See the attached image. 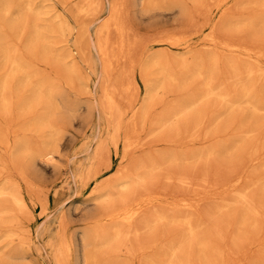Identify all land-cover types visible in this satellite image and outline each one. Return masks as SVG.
<instances>
[{
  "label": "bare ground",
  "instance_id": "1",
  "mask_svg": "<svg viewBox=\"0 0 264 264\" xmlns=\"http://www.w3.org/2000/svg\"><path fill=\"white\" fill-rule=\"evenodd\" d=\"M236 1L237 0H135L137 11L139 12V14L140 13L144 14V15L145 14H151L152 12L154 13L155 11H157L160 14L164 11H165V13L167 11L170 13L178 12V13H180L181 18H182L181 23L183 21H184V23L186 22L185 24L180 25V27L182 26L181 28L177 27L178 28L177 30L173 29V30L168 31V32L163 31L162 35L158 34L161 36L156 35L157 37L156 36L151 37V41L149 43L145 44L144 43L145 41H142L144 46H142L141 50L142 49H148V48L150 49L151 44H153L152 42L165 45V47H166L165 49H168V50H171L172 48H179V47L188 49L189 43L192 41V37L194 35H201L204 33L205 30H208L207 33H205L204 36H202L204 43L207 46H209L210 48L212 47L213 50H215V52L219 53L220 54L219 56H222L221 52L234 53L237 56V58H236L237 60H239L238 59V57H239L240 59H244V62L246 61L247 64L246 63H245L246 65L243 64L244 68H242L241 65H240V67H241L240 68L238 66L240 63L238 65L235 63L237 61L236 59H235V62L232 61L233 57H232V60H231V57L229 58L231 61H228V59H227L229 66H231V68L235 71V75H241L242 72H244V74H245L244 75L245 81L244 82L242 81L243 83L240 82L241 86H240V88L238 87L240 89L239 95H238L237 91H235L234 93H237V97H236L237 100L236 101H238V96H239V99H243L245 106L247 105L249 107V110L251 111L250 112L251 113L250 114L251 119H255L254 117L252 118V116H254L255 114H258V112L260 113L261 110H264V103L261 100L258 101L259 96H260L259 93H258L259 96L256 93L257 97L254 93L256 99H253L254 95L251 94L252 88H253V86H255V84L254 85L251 84L252 81L253 82L254 81L259 82V84L261 83L260 81H262L261 86L264 83V41H260V39L261 40L264 39V10L260 11L261 9H264V0H244L245 2L238 0L239 1V4L237 3L238 5H240L243 2L242 4L245 3V4L250 6V7H248L247 5H244V6H247L248 9L252 10L253 7H255V9L261 8L260 10H257L258 12L259 11L260 12L254 13V14L251 13L250 17L248 15V17H246V18H243L245 16H242V18H240L241 15H239V14H236V15H239V18L236 16L230 17L231 15L230 16L227 15V16H229L228 17L229 19H231V18L234 19V17H236L235 20H233V21H232V19H231V21L230 20L227 21L226 20L227 17H225L224 15L226 14L227 11H229V7L231 6L232 3L233 4L230 7L231 8L230 11L232 10L233 6L237 5V4L234 5V3ZM99 2H101V0L100 1L99 0H83L82 4L78 6L79 10L77 9L78 10L77 12H81V14H83L84 16L88 15V17H90L91 15L95 14L97 10H99V7H100L99 5L102 6V4H99ZM133 2H134V0H133ZM109 3H110V5H109L110 11L108 13V16L106 15L107 18L105 19V21L99 27V33H97V34H99L98 41L95 39L98 42L96 49H97L98 53L100 54V56H102V58L105 60V62L102 65H103V69L105 67V70L107 71L106 72L105 70H103V72L105 71L104 73H106V74L110 75V73H108V72H110V70L114 69L115 67L117 68L118 66L120 67L118 69L119 70L121 69V71H122V68H123V66H125V63L129 64V69L127 68V70H126V68H124L125 69L124 72H125L126 76L129 77V75H130V77L127 78L125 81L123 80V82L121 83V85H120V88H121L120 91L121 92L120 93L122 95L123 94L122 91H124V93L127 94V92H128L127 90L129 89L128 94H130L131 88L132 89L134 88V90L136 92L135 93L132 92V94H134V95L132 96V94H131L132 97L130 96V98H128V96H127L128 94H127L126 95V97L128 98V101H127V99H125L124 96H123L124 98L121 95H120L121 97L120 96L117 97L119 87H118V89L116 87L118 85L113 87L110 85L111 83L108 84V82H107L108 86H104L102 88L101 93H103V95L102 94L101 95L103 96L102 101H104L103 110H104V114L106 115V117H108L107 118L108 130L105 133H103L104 136H101L99 138V140L97 141V143L94 147V150L92 152L91 158L89 159V162L87 164H78L75 168L76 171L72 174L75 185L77 186L78 189H80L79 195L84 196V199L81 202L82 206L81 205H79L77 207L75 206L73 208L74 210L72 209L73 211H75V208H76V212H77V208H80V210L78 211L79 217H80L79 223L72 230V232H69V230H70L69 220L71 218L68 219V217L66 215H64L63 213H61L62 215L60 214V217L58 218L57 227H56V231H55V241L52 245V256H53L54 264H228V262H231L228 260L229 255H230L228 252L229 248L227 249V251H225L226 246L224 245L225 249H224V247L223 248L221 247L223 245V244L221 245V243H222L221 241L224 242V240H225L227 243V239H225L226 237L224 236L225 233H227V232H225V229H224V235H223V233H220V236H219V234L216 235L218 233L217 231H219L221 228L216 231L215 228H211V226H210V230L212 229L214 232L207 230L208 228L206 229V227H204V225L207 224L206 223L207 220H205L203 217L204 214L202 215V217H201V215H198L200 217L194 219L195 217H193L190 213H188L191 210L192 211L196 210L195 209V208H197L196 206H198V204L200 203V200L203 199L200 196V192H199V194L197 193L193 197H190V196L189 197H181L179 199H173L171 202L168 203V205L170 206L169 209H171V210L174 209V211L176 209H179L180 211L183 210L186 212V214L181 216V218H179L177 215L176 216L172 215L170 217H167V215L169 216V213H166V215H163L164 213L162 212L163 214H160L161 213L160 212V213H156L152 216H151V214H149V216H151V221L148 219L150 221V223H149L148 221H146L144 219L145 216H143V215L147 216V214H145V212L150 207L158 206L165 199L164 195L158 191L160 188L157 186L159 188V189H157L156 187L151 186V183L154 182L152 184V185H154L156 183V181L160 182V179L162 177L163 178L165 177L167 180H171V181L173 180L172 182L176 181V182L183 183L182 186H186L184 184H190L191 185L193 183L191 181V179L188 178L191 174L189 172L187 173V174H189V176L187 177L188 179L184 178L183 176L182 177L177 176L176 174L175 175L174 174H171V175L167 174V175L163 176L164 174H162V170H164L163 169L164 164H167V166H174V164H176V165H179V167H180V165H182V166L192 165V166H194V168H196L197 167L196 165H198V163L200 161L205 160L209 155L210 156L212 154L215 155V153H217V152L218 153L220 152V154L224 155V153H221L223 151H221V150L219 151L220 148H218V146H213L211 148H207V146H206V148H203L205 146V144L203 147H201L202 149H199V148L198 149H191V147L189 148V145L187 146V144H186L187 147H185L183 145L185 147V149L183 148V150L180 149L182 146L179 145L180 148H178V150L180 149L181 151L176 152V153L174 152V149H173L174 147H171L173 149V151H171V150L166 151V150L160 149L161 146L159 148L157 147L154 149L153 148L148 149V147H147L148 143H147V146H145L144 138L148 135L151 136L153 133H155L157 131H161V133H164V132L166 133V131H167L169 134V135L167 134V138H168V136H169V138L166 140V142L169 141V142L175 143V145L178 146V143H177V141H179L178 139L182 140V138H183V139H185L184 140L185 142L187 139L186 143H188V144L190 143V145H191V143L196 144V143L201 142L202 139H205L210 135H215L216 134L215 131H217V133L222 132L221 128L223 127L222 126L221 128H218L221 125L217 124L214 126V129H216V130L211 131L209 125H212V124L210 123V121L207 123V121H206L207 118H205V120L203 119L204 117L201 118L199 115L200 114L199 112L196 114H193L191 116H188V115L185 117L178 116V113L180 112L179 111L180 107H178L176 104V102H178V101L175 102V105L178 108L174 107V104H173V107L171 106L170 108H167L166 112H163L160 115L158 114L155 117H147L148 110L150 111L151 108H153V107H150V109H149V106H151L150 105L151 101L154 100V98H155V96H154L155 92L159 89H165V88H167V90H170V91H173L175 89H177L179 91L178 88L180 86H181V88H183L182 86H184V83H187L186 81L190 82L189 79H192L194 81L196 79H193V78H196V77L201 78V76L203 78L205 76V79H207V81L204 82V85L207 86V89H205V92L203 91V93L205 95L210 93L209 96H212L211 95L212 86H214V85L210 86L211 83H209V81H211V79L214 77H212V75H209V74H210V72L211 73L216 72V74H217L218 69L216 71H212L211 69H208L210 67H208V61L206 60V59H208L207 57H206V59L203 60V63L206 62L207 65H205L206 63L204 64L205 66L203 65V63L202 64L199 63L198 60H200L201 56L199 55L200 57L197 60L198 55L196 54V51L199 48L194 51L195 53H193L195 56L197 55L195 57L196 59L192 58L193 54H191L190 57L192 59L189 61L187 60V57L189 55L188 56L186 55L187 56L186 58L185 57L182 58L181 56H183V55L185 56V54L182 53L183 55L180 56L181 58H179V57L176 58L175 57L176 55L172 56L173 54L170 55V53H168V50L167 51L164 50L163 53H157V54L150 52V54L145 58V60H143V61L140 60V61L136 62L134 60L135 59L134 54H135V56L138 54V53H135V50H136V52L139 51V49H136V48L141 43V41H140L141 38L139 39L138 35H137L138 36V38H137L136 32H134L129 27L130 25H128V23H127L128 26L126 25V22H128L127 21L128 19L126 20V18L128 16L126 13L128 11H127V7L125 4V0H113L112 2H109ZM23 4H25V3H23ZM30 4L32 5V3H30ZM133 5H135V4H133ZM190 5H192V7ZM193 6L197 10L202 8L203 11H201V12H204L203 15H205V14L207 15V16L205 15L206 18L203 20L202 23L195 24V26H194V24H192V22L194 23V21H195L193 19V15H195V14H193V13L196 12V11H194L192 13V11L195 10V9H192ZM251 6H253V7H251ZM26 7H27V4H26L25 8ZM256 7H258V8H256ZM7 8H8V6H7ZM34 10L37 11V9H34ZM31 11H33V9ZM201 12H199V13H201ZM232 12L233 11H231L229 14H231ZM165 13H163V14L165 15ZM233 13L235 14V12H233ZM27 16H28V14H27ZM95 16L96 15H94V17ZM205 16H203V17H205ZM88 17H85V20H86V18L88 19ZM124 17H125V19H124ZM151 17H153V16L151 15ZM222 18H224V21ZM225 20H226V22H225ZM190 23H191V25H190ZM3 24L4 23H2V26L5 25V24L4 25ZM80 24H82V23H80ZM225 26L227 27L226 28L227 30L233 31V32L236 31V33L238 31L241 34H243L242 31L243 32L246 31V33L248 32L249 34L254 36V38L258 37V38H256L257 40L260 38L258 40V43L262 42V44L255 46V44L253 45V44H249V43H245V42L244 43H238L239 38H237V40L235 39V41H236L235 42L234 38H232L233 36L232 37L229 36L231 39H229L228 36L221 38V37H219L220 35L219 36L217 35V32H220V29H224ZM63 27L68 28L67 32H71L69 30V26H68V23L66 21L63 23ZM20 28H21V26L19 27V29ZM36 28H38V27H36ZM95 28H97V27H95ZM60 29H62V28H60ZM36 30H39V29H36ZM51 31H53V30H51ZM22 32L24 33L25 31H22ZM221 32H222V30H221ZM80 33H82V32H80ZM40 34H41V31H40ZM111 34L116 35V41L114 42V45L112 42V41H114V38H112L113 40L111 39ZM219 34H221V33H219ZM226 34H227V32H226ZM56 35H58V34H56ZM18 36H21V35H18ZM33 36H35V34H33ZM36 36H37V34H36ZM38 36L41 37L39 35V32H38ZM96 36H98V35H96ZM150 36H151V34H150ZM221 36H223V34ZM140 37H141V35H140ZM241 38H240V40H241ZM35 39H39V38H35ZM58 39H59V37H58ZM149 40H150V38L148 39V41ZM200 40L203 41L202 39H200ZM248 40H249V38H248ZM139 41H140V43L138 44ZM241 42H243V41H241ZM73 44L76 45L75 43H73ZM143 44H141V45H143ZM40 47H41V45H40ZM82 47H80L79 50H78L77 46L74 48H71L70 50L68 47L67 48H68V52L70 54L72 53V55H73V53L74 52L76 53L77 51L78 52L80 51V53H78V54H81V51L83 53L84 48H82ZM201 48L202 47H200L199 50H202ZM16 49H18V48H16ZM43 49H46V48H43ZM204 50H206V49H204ZM213 50H212V56H213V52H214ZM216 50H219V52ZM9 51L11 52V50H9ZM43 51H45V50H43ZM143 52H145V50ZM187 52L189 53L190 51L187 50ZM207 52H209V51H207ZM188 53H186V54H188ZM16 55L17 54H14L13 57L11 56L12 59L14 58V56L16 57ZM37 55H38V53H37ZM72 55H70V56H72ZM145 55H147V53ZM214 55L217 56V54H214ZM223 55H224V53H223ZM6 56H7V54H6ZM212 56H211V58H212ZM236 56H234V57H236ZM102 58H101V60H102ZM204 58H205V55H204ZM211 58L209 60H212ZM219 58H222V57H219ZM219 58L213 57V61H214L216 66L214 65V63L212 61H211V63L209 61L210 65L212 64L215 66L213 69L218 68L217 64L220 62V60H222V59L219 60ZM4 59L6 60V58H4ZM12 59H11V61L9 59H8L9 61L7 60L8 63L10 62L9 66L11 64H14V66H16L17 63H13ZM14 59H16V58H14ZM65 59H66V56H65ZM68 59L70 60V58H68ZM17 60H18V58H17ZM69 60H68V62H69ZM101 60H99V61H101ZM194 60L195 61L197 60L198 62H195ZM223 61H225V60H223ZM240 61H243V60H240ZM14 62H17V61H14ZM42 62H44V61L42 60ZM71 62H72V60H71ZM88 62H87V64H89ZM221 62H220V65H221L220 67H223L224 65H222ZM237 62H239V61H237ZM249 62H252V65L250 63V67H245V66H249L248 65ZM82 63H83V61H82ZM225 63H226V61H225ZM19 65L21 66V64H19ZM20 66L17 65L18 69H17V67L15 69H17V71H18ZM206 66H207V68H206ZM226 66L229 67L227 64H226ZM226 66L224 67V69L225 68L227 69ZM252 66H254V67L251 68ZM126 67H128V66H126ZM11 68H12V70H14L13 65L11 66ZM21 68H23V67H21ZM116 68L114 69L115 72L118 71V70L116 71ZM89 69H90V67H89ZM151 69L155 70V74H158V76H161V77H159L160 80L156 79V81H155V79L153 77H155L156 75L153 76L154 72H152ZM21 70H23V69H21ZM114 70H112V71L114 72ZM17 71H16V73H18ZM53 71H54V69H53ZM220 71H218V73H221V75L219 74V77L224 75V74H222L221 68H220ZM29 72H30V70L27 72L28 75L31 74ZM69 72H70V75H72V77L77 80V82L80 81L81 83H83L81 81V79L80 80L77 79L79 77V75H77V76L75 75L76 71L69 70ZM103 72H102V74H103ZM137 72L142 76L144 86H145V96L143 95L144 96V97L142 96L143 98H140L138 96V86H137V81H136V73ZM227 72H228V70H227ZM231 72L232 71L230 70V73ZM152 73H153V75H152L153 77L150 76ZM10 74H12V72ZM36 74H38V72ZM106 74H105L104 78H107V77L109 78V75H107V77H106ZM113 74L115 75V73H113ZM227 74L228 73L225 74L226 75L225 77L227 78L226 82L228 83L229 75H227ZM35 75L33 74V76H35ZM214 75H215V73H214ZM4 76H7V73H5ZM16 76H17V74H16ZM18 76H17V78H18ZM23 76L25 77L26 75H23ZM31 76H32V74H31ZM53 76L54 77L52 79L50 77L46 76V77L50 78L48 80L49 82H47V84L45 82H44L45 84L42 82H39L38 84H34V85L29 86L28 90L31 93L30 94L28 93L27 95L25 94V92H23L25 95L21 94L22 90H20L18 88L19 82H17L15 80V77L13 78L12 76H10V78H12V79H10V81L8 82L7 78L9 77V73H8V77H6L7 82H5L6 81V79H4L5 77L2 80H0V81H3L0 85V107H1V109H4V111H5V109L10 107L11 103H12V106H14L13 105V102H14L13 97L14 96L16 97V100L14 102V104H15L14 108L16 107L17 114L20 116V118L23 115L24 116L22 118H25V116H27V114H31V113L33 114V111H35L34 110L35 108H37V107L40 108V109H38V110H40L39 113L34 112V114H35L34 116H32V114H31V117H32L31 119L28 117L30 119V121L28 119H26V121H24L25 125L23 124V126L18 127L17 131L19 130V132L21 134H23V133L24 134L20 137H18V136L16 137L17 139L14 140V143L12 144V148H11V157L22 159L25 163L24 168L29 173L30 172L32 173L35 171L36 164L45 165V166L49 165V164L51 165L52 160L55 159V156L59 153L60 148L63 146V144L61 143V140H62V138H64V135L66 133L65 127H68L67 125H69V124H66L62 128L61 124L66 123L67 119H68V121L71 122L74 118H76V116L79 115L78 110L82 106L86 109L85 111H87V112H90L94 107V101L93 100L91 101L90 91H88L87 89H85L86 91H84V93L87 95L86 100L83 99L84 101H81V100H78L76 96H74V97H76V99H71V100L69 99V102H68V100L66 98L67 102L64 101V99H65V96L63 93L64 84L65 85L67 84L69 87H71L73 80L72 79L69 80L70 82L64 81L65 83H63L60 79V81L63 83V84H60V82L57 80L53 81L54 78L56 79V77H58V74L53 75ZM209 76H211L212 78L211 77L209 78ZM121 77H122V75H121ZM242 77L239 80H242ZM28 78L34 79V78H31L29 76V77H27V80L26 79L25 80L26 81L30 80ZM35 78H36V76H35ZM208 78L210 79L209 81H208ZM232 78H234V77H232ZM87 79H89V78L87 77ZM229 79H230V77H229ZM11 80H15L14 81V88H15V85L17 84L16 85L17 86L16 88H18L17 93H16V91H14V89L12 90L9 87L11 85V83L13 82ZM34 80L36 81L37 79H34ZM50 80H52V82ZM236 80L237 79H235V81ZM26 81H25V84L23 83L24 85H26ZM32 81L30 80L31 83H32ZM35 81H33V83ZM38 81H36V82H38ZM112 81H114V79H112ZM222 81H221V83H222ZM15 82H17V83H15ZM30 82H28V83H30ZM73 82H75V81H73ZM226 82L224 81V83L227 85ZM236 82H238V80ZM6 83L7 84L9 83V85H7ZM164 83L166 84V86L164 85ZM197 83H199V82H197ZM100 84H102V83H100ZM191 84H192V81H191ZM195 84L196 83L194 82L193 85L196 86L197 84L196 85ZM201 84H202V86H204L202 81H201L200 85ZM218 84H219V82H218ZM84 85H85L84 87H87L86 84H84ZM68 86L66 87L67 89H68ZM222 87H223V85H222ZM224 87H225V85H224ZM181 88H180V90H181ZM190 88H191V86H190ZM192 88L194 89V87H192ZM230 88H232V84H231ZM256 88H257V86H256ZM261 88L264 89L263 87H261ZM261 88L258 87L257 89H259V91H260ZM72 89H70V90H72ZM93 89H94V87H93ZM193 89H192V91H195ZM227 89H228V87H227ZM234 89H236V88H234ZM19 90H20V93H19ZM256 90L254 92H256ZM166 91H164V92H166ZM26 92H27V90H26ZM190 92H191V90L188 93L190 94ZM199 92H200V90H199ZM218 92H220V91H218ZM92 93H93V91H92ZM203 93L201 92L202 98L204 95ZM215 93H216V91H215ZM125 94H123V95H125ZM187 94H185L184 97H186ZM220 94L221 93H219L218 95L220 96V99H222V100H225L226 99L225 96L227 97V95H229V93L228 94L226 93L227 95L225 93H223L225 96L223 94H221V95ZM191 95L192 94L188 95L189 98L187 97L188 99L187 100L184 99L183 104H180V105H182L181 106L182 109L183 108L184 109H186V108L192 109L191 106L193 104L199 103V102H196V100H193L194 96L192 97ZM193 95H196V94H194V92H193ZM231 96L233 97V95L230 94L229 97H231ZM200 97H201V95H200ZM92 98H93V95H92ZM118 98H120V99L122 98L121 101L125 100L127 104L124 103V105H127V106H124L122 104L123 102L119 101ZM177 98H179V97H177ZM196 98H197V96H196ZM232 99H234V98H232ZM182 100H181V102H182ZM149 101H150V104H148ZM231 101H233V100H230V102ZM243 101L239 100V102H242V103H243ZM239 102H237V103H239ZM154 103H156V102H154ZM231 103H234V101ZM121 104H122V106H124V108L121 106ZM230 104H229V106H230ZM152 105H155V104H152ZM240 105H241V107H243L242 104H240ZM211 106H213V105H211ZM218 106H219V104H218ZM227 106H228V104H227ZM208 107H210V106L208 105ZM207 108H205V109H207ZM234 108H236V107H233V109ZM205 109H204V111H205ZM241 109H243V108H241ZM196 110H198V109H196ZM229 110L230 109L228 108V111ZM14 111H15V109H14ZM55 111L57 113L56 117H55V113H54ZM9 112L10 111H8V113ZM241 112H243V111H241ZM0 113H1V111H0ZM6 113H7V111H5L2 114V116H4V114L6 116ZM8 113H7V115L11 114V113L10 114H8ZM182 113H184V112H182ZM218 113L220 114V112H218ZM209 114L210 113H208L207 115H209ZM243 114H244V112H243ZM18 115H15V117ZM203 115H204V113H203ZM247 115L249 116V113ZM19 116L17 118H19ZM217 116H218V114H217ZM233 116H234V114H233ZM226 117H228V115H226ZM80 118H83V117H80ZM89 118L90 117L86 116L85 120L87 121V120H89ZM247 118H249V117H247ZM257 118H259V117L257 116ZM229 119L230 118H228V120ZM251 119L247 120V122L248 121L250 122ZM76 120H78V119L76 118ZM256 120H258V119H256ZM27 121H29V122L26 123ZM86 121H85V123H86ZM254 121H253V124H254ZM212 122L214 125L215 119ZM241 124H243V123L241 122ZM253 124L251 123L252 126H253ZM69 126L71 127V125H69ZM232 126H234V124ZM244 126H246V123H244V125L242 126L243 129H242L241 133L246 134V136L247 135L250 136L252 134L251 132L253 131V134H254L255 128H254V130H252L249 127L250 125H248V127L246 126V128L244 129ZM234 128H235V126H234ZM235 130H236V128H235ZM0 132H1V130H0ZM236 132L234 133V135L236 134ZM237 134H238V132H237ZM239 134H240V132H239ZM239 134L236 136L240 137ZM67 135H69V134H67ZM231 135H233V134H231ZM228 136H230V135H228ZM233 137L235 139L231 140V141L232 142L234 141V143L235 142L237 143V141H235V140L237 138L239 139V137H237V138L235 136H233ZM71 138H73V137H71ZM157 138L159 139V137H157ZM244 139H245V136H244L243 140ZM94 140H95V138H94ZM155 140H157V139H155ZM155 140L153 139V141H155ZM243 140H242V142H243ZM0 142H4V141L0 140ZM92 142H94V141H92ZM148 142H150V140ZM232 142L230 143V145L232 144ZM4 143L7 144V141H5ZM256 143H258V142H256ZM150 144H153V146H154V143H150ZM157 144L158 143H156V145ZM180 144H181V141H180ZM182 144H184V143H182ZM219 145L222 148L223 143H222V145L221 144H219ZM235 145L237 146V144H235ZM256 145L257 144H255L254 146H256ZM153 146H150V147H153ZM232 146H234V145H232ZM227 147H229V146H227ZM161 148H163V147H161ZM186 148H189V149H186ZM192 148H194V147L192 146ZM223 148H224L223 150L225 152V146H223ZM230 148H229V150H231V152H232V147H230ZM234 148H235V146L233 147V149ZM238 148H239V146H238ZM248 149L250 150L251 147L250 148L248 147ZM229 150H228V148H226V152H228ZM252 150H254V148ZM252 150H251V152H252ZM246 151H248V150H246ZM259 151H257V152H259ZM251 152H249L251 157L248 156L249 153L247 155V152H246V155H247V157H250V159L248 158V160L251 163H253V162L255 163V160H257L256 149L254 152H252L253 154ZM260 153H262V152H259V154ZM235 154H237V153L235 152L234 155H232V157L235 156ZM227 155H225V156H227ZM118 156H119V161L120 160H126L125 163H128V164L125 165L123 163V164L117 166L113 170L114 167L109 163V161L110 160L113 161V158L118 157ZM260 156L261 155H259V157H258L259 161L261 158ZM6 159H8V158H6ZM1 160H0L1 161L0 162V172L1 171L8 172L6 160L4 161L3 157L1 158ZM261 164H262L261 166L264 165L263 162H261ZM129 165H131V166H129ZM167 166H166V168H167ZM220 168H221V166H219V169ZM185 169L188 170V168H185ZM240 170L242 171L241 167H240ZM108 172H112L111 176L104 178V175L107 174ZM167 172H168V170H167ZM230 172H231V170H230ZM187 174H185V175H187ZM178 175H179V173H178ZM246 175H248V174H246ZM247 178H250V176L249 177L247 176ZM247 178H245V175H243V173L235 175V177L233 179H231L229 182H227L226 184H224V182H223L224 185H222V186L226 187V188H224V191L226 192V190L229 189V190L233 191V193L237 192L236 189H238V188H236V186L239 185L241 182L243 183V179L246 180ZM250 179H249V181L251 182V180H253V179H251V180ZM167 180H165V181H167ZM5 181L6 180L3 181L4 185L0 187V196H2V198L4 197L6 200V201L3 200L4 205L5 204H7L9 206L11 205V206H13V210L16 209V211L21 210L22 207H24L23 206L22 192L19 190L18 186H16L14 183L5 182ZM222 186H221V188H222ZM161 188L163 189V187H161ZM250 188H252V187H250ZM163 190H165V189H163ZM247 190H248V188H247ZM216 191H218V190L215 188V193H216ZM222 191H220V192H222ZM224 191L222 192V195H225ZM220 192H218V194H216V195H219ZM239 192H241V191H239ZM212 193H214V192H212ZM230 194H232V193H230ZM230 194H229V196H230ZM237 194H238V192H237ZM166 196L167 195H165V197ZM232 196L236 197L234 194H232ZM238 196H239L240 200H243V201L246 200V199H244L245 197L242 194H238ZM173 197H176V195H174ZM263 198H260V199H263ZM220 199L222 200V196ZM3 201H1V202H3ZM227 201H228V199H227ZM5 202H7V203H5ZM224 202L225 201H223V203ZM247 203L245 202L246 205H247ZM253 203H255V202H253ZM228 204H230V203H228ZM2 205L0 203V206H2ZM4 205L2 207H0V229H3L5 231V232L2 231L1 234L4 232L3 234H4L5 238L9 239V237H10V242H12V244H13V241L16 240L15 241L16 243L14 245H12L11 248H9V249L6 246L4 247V244H3L2 249H3V247L7 248L6 249L7 251L3 253V251H5V249L2 250L1 251L3 253L2 255L0 252V256H1L0 257V264H32L29 260H27L28 253L23 248L22 240H20L19 237L17 239L16 238L13 239V236L16 234L14 232L9 231L11 228L12 229L14 228V230H15L17 225H18V219L16 218L17 214L15 212L11 211L9 206H7V205L4 206ZM39 205H40L42 211H46L48 206L45 205L44 202L39 201ZM215 205H216V203H215ZM251 205L253 206V204H249L250 207L246 206V208H244V212L239 216V221H240L239 224L243 227V229H241V228L237 229V231L239 233H246V234H244V239H243V237H242V239L244 240V242H247L248 245H249V243H250V245H251V243L254 245L255 243H253V242L258 240V237H256L257 239L255 237H252L253 241H251V239L249 237L251 234L255 235L253 229H255L256 226H259V225H257V220L259 219V217H256L257 218L256 219L254 217V215H252L253 217L251 216V214L253 212L250 215L248 213L250 210L251 211L254 210L253 207L251 208ZM14 207H16V208H14ZM227 207H229V206H227ZM261 207H257V205H256V214H257V211L260 212L257 208H260L262 211H264V208H261ZM158 208H160V207L156 208L157 212H158ZM161 208H162V205H161ZM24 210H26V208ZM149 210H151V209H149ZM162 210H164V208ZM162 210H160V211H162ZM26 211H25L26 214L29 213V211L28 212H26ZM199 211H198V213H199ZM262 211H261V213L263 214L264 212H262ZM169 212H171V211H169ZM218 212H220V211H218ZM194 213H195V211H194ZM201 213H203V212H201ZM261 213H258V214H261ZM254 214H255V210H254ZM256 214H255V216H256ZM258 214H257V216H259ZM27 215H29V214H27ZM39 215H42V213ZM224 215H225V213H224ZM227 215H230V214H227ZM161 219H164V220L166 219L168 222L180 220L182 222L180 225H182V226L184 225L186 227V231H184V233H182L180 236H178V238H176V236H175V237H171L165 241H162V239H160L162 236L159 237V234H158L159 232H158V230H156L157 227L154 225L156 228H154L151 232L153 235V239H152L153 241L150 240L151 242H146V241H142V239L137 238V236H139V234H140L139 232L142 231V229H144V228L151 229L152 228L151 223L155 224L157 222L159 223V221L161 223ZM217 219H219V217ZM224 220H225V216H224ZM227 220H229V219H227ZM262 220L264 221L263 218H262ZM180 221H178V222L180 223ZM258 221H259L258 223L261 224L260 223L261 220H258ZM216 223H220V222H216ZM160 225H164V224H160ZM229 226H230V224H229ZM231 226L233 227V225H231ZM224 227H225V225L223 226V228ZM249 227L252 230L249 229ZM201 228L204 230H202ZM218 228L219 227H217V229ZM198 229H201V231L200 230L198 231ZM161 231L162 230H160V232ZM166 231H168V230H166ZM142 232H144V231H142ZM219 232H221V231H219ZM222 232H223V230H222ZM172 233H174V232H172ZM214 233H216V234H214ZM239 233L237 234V236L238 235L240 236ZM1 234H0V236H1ZM166 234H167V232H166ZM169 234L167 236H169ZM143 235H141V237ZM245 236H246V238H245ZM16 237H17V235H16ZM149 238H151V237H149ZM248 238H249V241H247ZM254 239H256V240L254 241ZM24 242H26V239ZM257 242L260 243V241H257ZM2 243H5V242H3V240L1 239V244ZM7 244H8V242H7ZM46 245H48V244H46ZM253 245H252V247H253ZM237 246H238V244H237ZM237 250H239V249H237ZM262 250L263 249H261V251ZM247 255H248V253H247ZM261 255H263V254H261ZM245 256H246V254H245ZM238 261H236V262L234 261L235 264L236 263L237 264H243V263H238ZM242 261L240 259L239 262H242Z\"/></svg>",
  "mask_w": 264,
  "mask_h": 264
},
{
  "label": "rangeland",
  "instance_id": "2",
  "mask_svg": "<svg viewBox=\"0 0 264 264\" xmlns=\"http://www.w3.org/2000/svg\"><path fill=\"white\" fill-rule=\"evenodd\" d=\"M112 1L113 0H110V1L109 0H101L102 3L99 2V4H102V6L99 5L100 7H99V10H97L98 12L96 11L95 14H93L91 16L89 15L90 17H88V15L84 16L83 14H81V12H77L79 10L78 6L82 4L83 0L82 1L81 0H30V1L29 0H0V26H1L0 27V66H1L0 67V80H2L4 77H5L4 79H6V77H8V73H9V77L7 78L8 82L10 81V79H12V78H10V76H12L14 78L16 76V74H17V76L19 75L18 78H17V76L15 77V80L17 82H19L18 83V88L20 90H22L21 94H23V95L26 94L27 95L28 93L29 94L31 93L28 90L29 86L34 85V84H38L39 82H42V83L45 82L47 84V82H49L48 80L50 78L52 79L54 77L53 75L58 74V77L55 76L56 79L54 78L53 81L57 80V81L60 82V84H63L65 82H70L69 80H71V79L73 81H75V82L72 81V85L73 86L71 85V87H69L66 84L68 86V89L66 88L67 86L64 84V87H63V89L65 90V91L63 90L64 96H65L64 101H66V98H67V100L69 102V99L70 100L71 99H76V97H77L78 100H81V101H84L83 99L86 100V98H87L86 96L87 95L84 93V91H86L85 89L90 91L91 101L92 100L94 101V107H93V109L90 112L85 111L86 109L82 106L78 110V114L79 115L81 114L82 116L81 115L80 116L79 115L76 116V118L78 120H76V118H74L70 122L67 119L66 123H62L61 124L62 128L66 124L71 125V127L69 125H67L68 127H65V132L67 134H69V135H67L65 133L64 138H62L61 143L63 144V146L60 148L59 153L55 156V159L52 160L51 165L49 164V165L45 166V165L36 164L35 171L32 172V173L31 172L29 173V172H27L25 170V168H24L25 167V163H24V161L22 159L12 158L11 157V148H12V144L14 143V140L17 139L16 138L17 136L20 137V136H22L24 134V133L21 134L19 132V130L17 131V129H18L19 126H23V124L25 125L24 121H26V119H28L30 121V119L32 118L31 117L32 113L31 114H27V116H25V118H22L24 115L20 118V116L17 114L16 107L14 108V106H15L14 102L16 100L15 96L13 97L14 98V100H13L14 101L13 102L14 106H12V103H11L10 107L11 106L12 107L11 108L9 107V108L5 109V111H7V113H8V111H10L8 113V114L11 113L10 115H7V113H6V116L4 114L5 117L2 116V114L5 111H4V109H1V107H0V109H1L0 110L1 111V113H0V130H1V132H0V136H1L0 140L4 141V142L7 141V144L4 143V142H0V160L3 157L4 161L6 160V164H7V167H8V172H4V171L0 172V187L4 185L3 181L6 180L5 182L14 183L16 186H18L19 190L22 192L23 206L26 208L27 211L24 210L25 209L24 207H22L21 210L16 211V209L13 210V206H11V205L9 206L7 204H5V205L9 206L10 210L17 214L16 218L18 219V225H17L16 229L14 230V228L13 229L11 228L9 231L14 232L17 235V237H16V235H14L13 239H15V238L17 239L19 237V239L22 240L23 248L28 253L27 260H29L32 264H54V260H53V256H52V245H53V243L55 241V231H56V227H57V221H58V218L60 217L61 213L66 215L68 217V219L71 218L69 220V222H70L69 223L70 224L69 232H72V230L79 223V218L80 217H79V212L78 211L80 210V208H77V212H76V208H75V211H73L74 210L73 208L75 206L77 207V206L82 204L81 202L84 199V196L79 195L80 189H78L77 186L75 185V182H74L72 174L76 171L75 168H76V166L78 164H87L89 162V159L91 158L92 152L94 150V147H95L97 141L99 140V138L101 136H104L103 133H105L108 130V122H107V118L108 117H106V115L104 114V110H103L104 101H102V99H103V96H102L103 93H101L102 92V88L104 86H108L109 83H111L110 85L113 86V87L118 85L116 88L118 89V87H119V91L117 90L118 91V96L117 97H119L121 95V93H120L121 92L120 91L121 90V88H120L121 83L123 82V80L125 81L127 78L130 77V75H129V77L126 76L125 72H124L125 71L124 68H126V70H127V68L129 69V64H127V63H125V66H123L122 71H121V69L120 70L118 69V68H120L119 66L117 68L115 67L116 71L118 70L117 71L118 73L115 72V70H114L115 68L112 69V70H114V72L112 70H110V72H108V73H110V75L104 73L106 70H105V67L103 69V65L102 64L105 62V60L102 58V56H100V54L98 53V51L96 49L97 48V43H98L97 41H98V38H99V34H97V33H99V27L101 26V24L105 21V19L108 16V13L110 11V6H109L110 3L109 2H112ZM239 1L237 0L234 3V5H236L237 3L239 4ZM241 1H244V0H241ZM23 3H25V4H23ZM30 3H32V5ZM242 3L240 5L237 4L236 6L232 7L231 11L235 12V14L233 12L231 14H229L231 12L230 11V9H231L230 7L233 4L232 3L231 6L229 7V11L230 12L227 11L224 16L228 18L231 15L230 17L236 16V17L239 18V15H241L240 18H242V16H245L243 18H246V17H248V15L250 17L251 13L252 14L259 13L260 11L264 10V9H261L260 7L259 8L261 10L260 9H255V7H253V6H251V7H253L252 10H251V9L247 8V6L250 7L249 5H247L245 3L242 4ZM26 4H27V7H26L27 9L25 8ZM125 4H126V7H127V11H128L126 13L128 15V16L126 15L127 16L126 20L128 19L127 20L128 22H126V25L128 23V25H130L129 27L134 32H136V36L138 35L139 39L141 38L140 39L141 43L139 41L138 44L139 43L140 44L136 48V49H139V51L136 52V50H135V53H138L136 55L137 57L134 54V57H135L134 60L136 62L140 61V60H142V61L145 60V58L150 54V52H153V53L157 54V53H163L164 50H166V51L168 50V49H165L166 48L165 45L157 44L155 42H152L153 44L150 43L151 44V48L150 49L149 48L148 49H142L143 51L145 50V52H143L141 50L142 46H144L142 41H145L144 42L145 44L149 43L151 41V37L156 36V35L157 36H161L163 31L164 32H168V31H171L173 29L177 30L178 28L182 27V26L180 27V25L186 23V22L184 23V21L181 23L182 18H181L180 13H178V12L170 13V12L167 11L166 12L167 14H166L165 11H164V12H162L160 14L157 11H155L154 13L152 12L153 14L152 13L151 14H145L146 15L145 16L144 14H141V13L139 14V12L137 11L135 0H134V2H133V0H125ZM133 4H135V5H133ZM244 5H247V6H244ZM7 6H8V8H7ZM190 6L192 7V5H190ZM256 8H258V7H256ZM32 9H33V11H31ZM34 9H37V11L34 10ZM192 9H195L193 11L191 10L192 13L194 11H196V12L193 13V14H195V15H193V19L195 21L193 20L194 23L192 22V24H194V26H195V24L202 23L207 15L206 14H205L206 16L203 15L204 12H201V11H203L202 8L197 10L193 6ZM257 10H260V11L258 12ZM199 12H201V13H199ZM26 13L28 14V16H27ZM163 13H165V15ZM236 14H239V15H236ZM94 15H96V16L94 17ZM151 15L153 17H151ZM227 15H229V16H227ZM203 16H205V17H203ZM85 17H88V19L86 18V20H85ZM125 17H124V19H125ZM236 17H234V19L231 18L232 21L235 20ZM227 18H226L227 21L228 20L231 21V19H229V18L227 19ZM222 19L224 21V18H222ZM226 20H225V22H226ZM65 21L68 23L69 30L71 32H67L68 28L63 27V23ZM2 23H4L5 25L3 24L4 26H2ZM80 23H82V24H80ZM190 25H191V23H190ZM20 26H21V28L19 29ZM36 27H38V28H36ZM95 27H97V28H95ZM60 28H62V29H60ZM226 28L227 27L225 26L224 29H220V32H217V35L218 36L220 35L219 37H221V38L222 37H227V36L228 37L229 36L230 37L233 36L232 38H234V41H235V39L237 40V38H239L238 39L239 42L237 41L238 43H244L245 42V43H249V44H253V45L255 44V46H257L259 44H262V42L258 43V40L260 38L257 40L256 38H258V37L254 38V36H252L248 32L246 33V31H244V32L242 31L243 34L245 33L243 35V34H241L238 31L236 33V31L235 32L229 31ZM36 29H39V30H36ZM51 30H53V31H51ZM221 30H222V32H221ZM22 31H25V32L23 33ZM40 31H41V34H40ZM207 31L208 30H205L204 33L201 34V35H194L192 37V41L189 43L188 49L180 48V47L179 48H172L171 50H168V53H170V55L173 54L172 56L176 55L175 56L176 58H178V57L179 58H181V57L182 58L183 57L186 58L189 55L188 56L189 58L187 57L188 61L191 60L192 58H195L197 55H198V57H197V60H198V58L201 56L200 60H198L200 64H202L203 60L206 59V57H207L208 59H206V60L208 61V67H210L208 69H211L212 71H216L218 69L217 70V74H216V72H213V73L210 72L209 75H212V77H214V78H212L211 76H209V78L210 77L212 78L211 81H209L210 79L208 78L209 83H211L210 86L214 85V86H212V92H213V93L211 92L212 96H209L210 93L207 94V95H205L203 93V91L205 92V89H207V86L204 85V82L207 81V79H205V76L203 77L204 79L202 78V76H201V78L200 77L193 78V79H196L194 81L192 79H189L190 82L186 81L187 83H184V86H182L183 88H181V86L178 88L179 91L177 89H175L173 91H170V90H167V88L157 90L156 91L157 93L155 92V95H154L155 96L154 100L151 101V104H150V101L148 103V104L151 105V106H149V109H150V107H153L154 109L151 108L150 111L148 110L147 117H155L158 114L160 115L161 113L166 112L167 108H170L171 106L173 107V104H174V107H177V106L180 107L179 108L180 112L178 113V116H181V117H185L187 115L191 116V115L196 114V113L199 112L200 113L199 115H200L201 118L204 117L203 118L204 120H205V118H207L206 119L207 123L210 121V123L212 124V125H209L211 131H215L216 129H214V126L219 124L221 126H219L218 128H221L223 126L221 128L222 132L217 133V131H215V133H216V134L214 133L215 135H210L207 138L202 139L201 142L196 143V144L195 143L194 144L191 143V145H190V143L189 144L186 143L187 139H186V142H185L184 141L185 139L182 138V140H181V139L177 138L179 140V141H177V143H178V146H177V145H175V143H172V142H169V141L166 142V140L169 138V136L167 138V134H168L167 131H166V133L165 132L161 133V131H157V132L153 133L151 136L150 135L146 136L144 138V144H145V146H147V143H148V146H147L148 149L149 148H153L154 149V148H157V147L159 148L161 146L163 148L160 147V149H163V150H166V151H169V150L173 151V149H174L175 153L176 152H180L181 150H183V148L185 149V147H187L188 145H189V148L191 147V149H198V148L202 149L201 147H203L204 144H205V146L203 148H206V146H207V148H211L213 146H218V148H220L219 151L220 150L223 151L221 153H224V155L220 154V152L219 153L218 152L215 153V155H213V154L211 156L209 155L205 160L200 161L198 163V165H196L197 166L196 168H194V166H192V165H189V166L180 165V167H179V165H176V164H174V166H167V164H164L163 165V169L164 170H162V174H164L163 176H165L167 174H169V175H171V174L175 175L176 174L177 176H181V177L183 176L184 178H187L189 176V174H187V173L189 172L191 174H190V176L188 178L191 179V181L193 183L191 185L190 184H184L186 186H182L183 183L176 182V181H174L175 182L174 183V182H172L173 180L172 181L171 180H167L165 177L164 178L162 177L160 179V182L156 181V183L154 185H152L154 182L151 183V186H154L157 189L160 188L158 191L161 194L164 195L165 199L162 201V203L159 204L160 206L158 205L156 207H150L149 209H151V210L148 209L145 212V214H147V216L146 215H143V216H145L144 219L146 221H148L149 223L151 221V216L156 214V213H160V212H161L160 214L164 213L163 215H166V213H169V216L167 215V217H170L172 215H174V216L177 215L179 218H181V216L185 215L186 212L183 211V210L180 211L179 209H176L175 211H174V209L171 210V209H169L170 206L168 205V203L171 202L173 199H179L181 197H189V196L193 197L194 195H196L197 193L199 194V192H200V196L203 199L200 200V203L198 202L199 204H198V206H196L197 208H195L197 211L194 210L195 211V213H194V211L191 210L192 212L190 211L188 213H190L193 217H195L194 219L200 217L198 215H201V217H202V215L204 214L203 217H204L205 220H207V222H206L207 224L204 225V227H206V229L208 228L207 230H210V226H211V228H215L216 231L221 228L219 230L221 232L217 231L218 232L217 234L214 233L216 235L219 234V236H220V233H223V235H224V229H225V232H227V233H225L224 236L226 237L225 239H227V243H226L225 240H224V242L221 241L222 242L221 245L223 244L221 247L222 248L224 247V249H225V246H226L225 251H227V249L229 248L228 252H229L230 255L232 254L231 256L229 255L228 260L231 261V262H228V264H233V263L235 264V262L238 261V260L240 261V259H241V261L242 260L243 261L242 262L238 261V263H243V264H246V263L247 264H264V248H263L264 247V235H263L264 234V229H263L264 228V221L262 220V218L264 219V216H263L264 213L262 214L261 213L262 210L260 208H257L260 211V212L257 211V214L258 213H261V214H258L259 216H257V214H256V205H257V207H261L262 205L264 206V198H263L264 197V165L261 166L262 165L261 162L264 163V110H261L260 113L258 112V114H255L254 116H252V118L254 117L255 119H251V117H250L251 116L250 115L251 111L249 110V107L247 105L245 106L243 99H239V96H238V101H236L237 100V98H236L237 97V93H238V95L240 93L239 92L240 91L239 88L241 86L240 82H242V81L244 82L245 81V76H244L245 74H244V72H242L241 75H235V71L231 68V66H229V63L227 62V59H228V61H231L232 57H233L232 61L235 62V59L237 58V56L234 53L221 52L222 56H219L220 55L219 53L215 52V50H213L212 47L210 48L209 46H207L204 43V40H203L202 36H204V34L207 33ZM38 32H39V35L41 37L38 36ZM80 32H82V33H80ZM226 32H227V34H226ZM219 33H221V34H219ZM33 34H35V36H33ZM36 34H37V36H36ZM56 34H58V35H56ZM95 34L98 35V36H96ZM150 34H151V36H150ZM158 34H161V35H158ZM222 34H223V36H221ZM18 35H21V36H18ZM140 35H141V37H140ZM138 36H137V38H138ZM58 37H59V39H58ZM148 37L150 38L149 41H148V39H149ZM230 37H229V39H231ZM35 38H39V39H35ZM112 38H114V41H112L113 45H114V42L116 41V35L111 34V39ZM240 38H241V40H240ZM248 38H249V40H248ZM200 39H202L203 41H201ZM22 41L23 42L25 41V42L23 43ZM241 41H243V42H241ZM260 41H264V39H262V40L260 39ZM73 43H75L76 45H74ZM77 44L80 47L83 46L82 48H84L83 49V51H84L83 53L84 54L82 53V51H81V54H78V53H80V51L79 52L77 51L76 53L74 52L73 55H72V53L70 54L68 52V48H69V50L71 48L76 47V46L78 48L79 46ZM141 44H143V45H141ZM40 45H41V47H40ZM200 47H202L201 48L202 50H199ZM16 48H18V49H16ZM43 48H46V49H43ZM79 48H78V50H79ZM204 49H206V50H204ZM9 50H11V52ZM43 50H45L46 52L43 51ZM187 50L190 51V52L188 53ZM195 50L198 51V52L196 51V54H197L196 56L193 54V53H195L194 52ZM212 50L215 52V53L213 52V56H212ZM207 51H209V52H207ZM216 51L219 52V50H216ZM37 53H38V55H37ZM146 53H147V55H145ZM182 53L185 54V56ZM186 53H188V54H186ZM223 53H224V55H223ZM6 54H7L8 57L6 56ZM12 54L13 55L17 54L16 57L14 56V58H16V59H14V58H13L14 60L12 59V57H13ZM191 54H193L192 58L190 57ZM214 54H217V56L214 55ZM70 55H72V56H70ZM181 55H183V56H181ZM204 55H205V58H204ZM65 56H66V59H65ZM211 56H212V58H211ZM234 56H236V57H234ZM209 57L212 60H209L210 59ZM213 57H217V58L222 57V58H219V60L222 59V60H220V62L222 61L221 64L224 65V66L220 67L221 65H220V62L218 61L219 62V63L217 62L218 63L217 64L218 68L213 69L216 66L214 61H213ZM230 57H231V60L229 59ZM4 58H6V60ZM17 58H18V60H17ZM68 58H70V60ZM101 58H102V60H101ZM8 59L10 61L12 59L13 63H17L18 66H20L19 64H21V66L19 67L18 71H17L18 67H17L16 64H15L16 66H14V64H11L9 66L10 62L8 63V61H9ZM238 59L239 60H237V59L236 60L239 61V62L236 61L235 63L237 65L240 63L238 66L240 67V65H241L242 68H244L243 64H245L246 61L244 62V59H240L239 57H238ZM42 60L44 62H42ZM68 60H69V62H68ZM71 60H72V62H71ZM99 60H101V61H99ZM197 60L196 61L194 60V61L198 62ZM223 60H225L226 63ZM240 60H243V61H240ZM14 61H17V62H14ZM82 61H83V63H82ZM209 61H210V63L212 61L215 66L212 65V64L210 65ZM87 62L89 64H87ZM205 63L206 62H204L203 65ZM250 63L252 65V62H249L248 63L249 66H245V67H250ZM226 64L229 67H227ZM12 65L14 67L13 68L14 70H12V68H11ZM205 65H207V63ZM126 66H128V67H126ZM225 66L227 67V69L226 68L224 69ZM16 67H17V69H15ZM21 67H23V68H21ZM89 67H90V69H89ZM253 67L254 66H252L251 68H253ZM206 68H207V66H206ZM220 68L222 69V74H224V75L219 77V74L221 75V73H218V71H220ZM21 69H23V70H21ZM53 69H54V71H53ZM15 70L18 73H16ZM29 70H30L29 73H31L32 76H31V74L30 75L27 74V72ZM69 70L76 71L75 75L76 76L79 75V77L77 79L78 80L81 79V81L83 83H81L80 81L77 82V80L74 79L72 77V75H70ZM103 70H105V71L103 72ZM227 70H228V72H227ZM230 70L232 71L231 73H230ZM101 71L103 72V74H102ZM151 71L154 72V75H153V73L150 75L151 77L156 75L155 77H153L155 79V81H156V79H159V77H161V76H158V74H155V70L154 69L153 70L151 69ZM11 72H12V74H10ZM37 72H38V74H36ZM5 73H7V76H4ZM113 73H115V75ZM214 73H215V75H214ZM226 73H228L227 75H229V77H230V79L228 77V80H229L228 83L230 82L229 84L226 82V80H227V78L225 77ZM33 74L34 75L36 74L35 75L36 78H35V76H33ZM105 74H106V77H107V75H109L110 79L107 77L109 80L107 78H104ZM23 75H26V76L24 77ZM121 75H122V77H121ZM29 76L31 78L37 79L36 81H38V80L39 81L36 82L34 79H30V78H28V79H30L31 81L33 80L35 82L33 83V81H32V83H31L30 80L26 81L27 77H29ZM46 76H48L50 78H48ZM86 76L89 79H87ZM232 77H234V78H232ZM241 77H242V80H239V79H241ZM7 79H6L5 82H7ZM60 79H61V81L63 83L60 81ZM112 79H114V81H112ZM235 79H237L240 84L238 82H236L237 80L235 81ZM15 80H11L13 82L11 83V85L9 87L12 90L14 89V91H16V93H17V91H18L17 90L18 88H16L17 84L15 85V88H14V81ZM25 81H26V85L27 86L24 85ZM50 81L52 82V80H50ZM136 81H137V86H138V96L140 98H143L145 96V86H144L143 78L138 72L136 73ZM191 81H192V84H191ZM201 81H202L204 86H202V84L200 85ZM221 81H222L223 84L221 83ZM224 81L227 83V85L224 83ZM2 82L3 81H0V85H1ZM17 82H15V83H17ZM28 82H30L31 84L28 83ZM107 82H108V84H107ZM194 82L197 84V85L195 84L196 86L193 85ZM197 82H199V83H197ZM218 82H219V84H218ZM254 82L253 81L251 82L252 85L255 84V86H253V88H252V93L251 94L254 95V93H255V95H256V93H257V95H258V93H259L260 96L258 95L259 96L258 101L261 100L264 103V101H263L264 100V97H263L264 96L263 95L264 94V91H263L264 89L261 88V87L264 88V83L261 86L262 81H260L261 82L260 84H259V82H256V81H254ZM100 83H102V84H100ZM84 84H86L87 87H84L85 86ZM231 84H232V88H230ZM7 85H9V83ZM164 85L166 86L165 83H164ZM222 85H223V87L225 85L226 88L225 87L223 88ZM190 86H191V88H190ZM256 86H257V88L258 87L261 88L260 91H259V89L256 88ZM93 87H94V89H93ZM192 87H194V89ZM227 87H228V89H227ZM69 88L70 89L73 88L74 90L73 89L70 90ZM180 88H181V90H180ZM234 88H236V89H234ZM192 89L195 90V91H192ZM20 90H19V93H20ZM26 90H27V92H26ZM190 90L192 92V93L190 92V94H192L191 96L192 97L194 96L193 100H196V102H199V103L193 104L191 106L192 109L191 108H186L187 109L186 110V109L183 108L184 109L183 110L181 108L182 105H180V104H183L184 99L187 100L189 98L188 95H190V94L188 92ZM199 90H200V92H199ZM255 90H256V92H254ZM92 91H93V93H92ZM127 91L126 92L128 94L129 93V89ZM130 91H131V93L128 94V95L125 94L124 91H122V93L125 94V95L122 94L121 96L122 97L124 96L125 99H127V101H128V98H130L132 92L133 93L136 92L134 90V88L133 89L131 88ZM164 91H166L167 93L164 92ZM215 91H216V93H215ZM218 91H220V92H218ZM235 91H237V93H234ZM23 92H25V94ZM193 92L196 95H193ZM201 92L204 94L203 98H202ZM219 93H221V94H223V93H225V94L227 93L228 94L229 93V95L230 94L233 95V97L232 96L231 97L234 98V99L229 97V95H227V94H226L227 97L223 94L226 99L222 100V99H220V96L218 95ZM185 94H187L186 97H184ZM199 94L201 95V97H200ZM92 95H93V98H92ZM126 95L128 96V98L126 97ZM133 95L134 94H132V96ZM255 95L253 96V99H256L257 95H256V97H255ZM74 96H76V97H74ZM196 96H197V98H196ZM177 97H179V98H177ZM118 99H119V101H121L122 98L121 99L118 98ZM181 100H182V102H181ZM230 100H233L234 103H231L233 101L230 102ZM239 100L243 101V103L239 102ZM176 101H178L179 103L176 102ZM121 102H123L122 103L123 105H124V103L127 104L125 100H122ZM154 102H156V103H154ZM175 102H176L177 106L175 105ZM237 102H239V103H237ZM122 104H121V106H122ZM152 104H155V105H152ZM218 104H219V106H218ZM227 104H228V106H227ZM229 104H230V106H229ZM240 104H242L243 107H241ZM208 105L210 107H208ZM211 105H213V106H211ZM124 106H127V105H124ZM124 106H122V107L124 108ZM227 107L230 109L229 111H228ZM233 107H236V108L233 109ZM13 108L15 109L16 112L14 111ZM205 108H207V109H205ZM241 108H243V109H241ZM38 109H40V108L37 107V108L34 109L35 111H33L32 116L35 115L34 112L35 113L36 112L37 113L40 112V110H38ZM196 109H198V110H196ZM204 109H205V111H204ZM241 111H243L244 114ZM182 112H184V113H182ZM218 112H220V114ZM54 113H55V117H56V115H57L56 111ZM203 113H204V115H203ZM208 113H210V114L207 115ZM248 113H249V116L247 115ZM217 114H218V116H217ZM233 114H234V116H233ZM15 115H18L19 118H17L18 116L15 117ZM226 115H228V117H226ZM86 116L90 117L89 120H87V121L85 120ZM257 116L259 118H257ZM80 117H83V118H80ZM247 117H249V118H247ZM228 118H230V119L228 120ZM214 119H215V122H214V125H213L212 121ZM249 119H251L250 122L252 124H253V121L255 120L253 126L251 125V123L249 121L247 122V120H249ZM256 119H258L259 121L256 120ZM29 121H27L26 123H28ZM85 121H86V123H85ZM241 122L243 124H241ZM244 123H246L247 127H248V125H250L249 127L252 130H254V128H255L254 134H253V131L251 132L252 134L250 136H248V135L246 136V134L241 133V131L243 129L242 126L244 125ZM233 124H234L236 130H235L234 126H232ZM246 126H244V129L246 128ZM236 131L238 132V134L240 132V134H239L240 137L236 136V135H238ZM235 132H236V134L234 135ZM231 134H233V135H231ZM228 135H230V136H228ZM70 136L73 137V138H71ZM233 136H235L236 138L239 137L240 140L237 138L239 140V141L237 139L235 140V141H237V143L236 142L234 143V141L232 142L231 140L235 139ZM244 136H245V139L243 140ZM157 137H159V139ZM94 138H95V140H94ZM152 138L154 140L155 139H157V140L153 141ZM147 140L148 141L150 140V142H148ZM242 140H243V142H242ZM92 141H94V142H92ZM180 141H181V144H180ZM231 142H232V144L230 145ZM256 142H258V143H256ZM150 143H154V146H153V144H150ZM156 143H158V144L156 145ZM182 143H184V144H182ZM222 143H223V145H222ZM186 144H187V146H186ZM219 144L222 145V148L220 147ZM235 144H237V146ZM255 144H257V145L254 146ZM179 145L182 146V147L180 148ZM232 145L235 146L234 149H233L234 146H232ZM150 146H153V147H150ZM192 146L194 148H192ZM223 146H225V152L223 150L224 149ZM227 146H229V147H227ZM238 146H239V148H238ZM171 147H174V148L172 149ZM230 147H232V152L233 153L231 152V150H229ZM248 147L249 148L251 147V149L249 150ZM178 148H180L181 150L180 149L178 150ZM189 148H186V149H189ZM226 148H228V150H229L228 152H226ZM253 148H254V150H252ZM255 149H256V154H257L256 155L257 156V160H255V163L254 162L251 163L248 160V158L250 159V157H251L249 152H251V150H252V152H254ZM246 150H248V151H246ZM245 151L247 152V155L249 153L248 156H250V157H247ZM257 151L262 152V153L259 154V152H257ZM235 152L238 155L235 154V156L232 157V155H234ZM225 155H227V156H225ZM259 155H261L260 156L261 157L260 158L261 162L259 161V158H258ZM6 158H8L9 160L6 159ZM125 161L126 160H120L119 161V156H118V157H114L113 161L110 160L109 163L114 167L113 168V170H114L117 166H119V165H121L123 163L125 165H127L128 163H125ZM165 165L167 166V168H166ZM129 166H131V165H129ZM219 166H221L220 169H219ZM240 167H241L242 171L240 170ZM185 168H188V170L185 169ZM193 169L194 170L196 169L197 171L196 170L194 171ZM167 170H168V172H167ZM230 170H231V172H230ZM191 171L192 172L194 171V172L192 173ZM111 173L112 172H108L107 174H105L104 178L110 177ZM178 173H179V175H178ZM241 173H243V175H245V178H247V176L248 177L250 176V178L253 179V180H251L250 178H247L246 180L243 179V183L241 182L239 185L236 186V188H238V189H236L238 194H242L245 197L244 199H246L245 201L240 200L237 192L233 193V191H231L229 189L228 190L225 189L226 190V192H225L224 188H226V187L222 186V185L226 184L227 182H229L231 179H233L235 177V175L241 174ZM185 174H187V175H185ZM246 174H248V175H246ZM249 179L251 180V182L249 181ZM165 180H167V181H165ZM223 182H224V184H223ZM221 186H222V188H221ZM161 187H163V189H165V190H163ZM250 187H252V188H250ZM215 188L218 190V191H216V193H215ZM247 188H248V190H247ZM222 190L224 191L225 195H222V192H223ZM220 191H222V192H220ZM239 191H241V192H239ZM212 192H214V193H212ZM218 192H220L219 195H216V194H218ZM230 193L234 194L237 198L232 196V194H230ZM229 194H230V196H229ZM165 195H167V196L165 197ZM174 195H176V197H173ZM221 196H222V200L220 199ZM3 198H2V196H0L1 205L2 204L4 205V201L3 200H5V198L4 199ZM260 198H263V199H260ZM227 199H228V201H227ZM1 201H3V202H1ZM39 201L44 202L45 205L48 206L46 211H42V209H41V207L39 205ZM223 201H225L224 202L225 204L223 203ZM245 202L246 203L248 202L247 205L245 204ZM253 202H255V203H253ZM5 203H7V202H5ZM215 203H216V205H215ZM228 203H230V204H228ZM249 204H253V206L251 205V208L253 207V209L255 210L256 216L254 214V210H252V211L250 210L248 212L249 215L253 212L251 214V216L254 215L255 218L259 217L258 220H261V222H260L261 224H259L258 223L259 221L257 220V225H259V226H256V228L253 229L255 235L251 234L249 236L251 241H253L252 237H255V238L258 237V240H256L257 238L254 239V241L256 240L255 242H253L255 244L253 245L251 243V245H250V243H249L250 246L248 245L247 242H244V240H243L244 239V234H246V233H239L237 231V229H239V228L243 229V227L239 224V222H240L239 221V216L244 212V208H246V206L250 207ZM161 205H162V208H161ZM2 206H0V207H2ZM227 206H229V207H227ZM263 206L261 208H264ZM157 207H160V208H158V212H157V209H156ZM14 208H16V207H14ZM163 208H164V210H162ZM160 210H162V211H160ZM25 211L26 212L29 211V213H27L29 215H27L25 213ZM169 211H171V212H169ZM198 211H199V213H198ZM218 211H220V212H218ZM201 212H203V213H201ZM262 212H264V211H262ZM41 213H42V215H39ZM224 213H225V215H224ZM149 214H151V216H149ZM227 214H230V215H227ZM224 216H225V220H224ZM218 217H219V219H217ZM227 219H229V220H227ZM178 221H180V220H178ZM178 221L176 220V221L168 222L166 219L165 220L161 219V223H160V221H159V223L157 222L155 224L151 223L152 228L151 229L147 228L148 230L146 228L142 229V231H144L145 233L140 231L139 232L140 234H139V236H137V238L138 239H142V241H146V242L153 241L152 240L153 239V235H152L151 232L156 227H157L156 230H158V232H159L158 233L159 237H161V236L163 237V238L162 237L160 238V239H162V241H165V240H167V239H169L171 237H175V236H176V238H178V236H180L182 233H184V231H186V227L184 225L183 226L180 225L182 222L180 221V223H179ZM216 222H220V223H216ZM160 224H164V225H160ZM229 224H230V226H229ZM222 225L223 226L225 225V227L223 228ZM231 225H233V227ZM217 227H219V228L217 229ZM201 229H198V231L199 230L201 231ZM249 229H251V228L249 227ZM160 230H162V231L160 232ZM166 230H168V231H166ZM202 230H204V229H202ZM222 230H223V232H222ZM2 231H4V230L0 229V234H1ZM210 231L214 232L212 229ZM166 232H167V234H166ZM172 232H174V233H172ZM3 233L0 236V246H1L0 247V252L5 249V251H3V253H4V252L7 251L6 250L7 248L8 249L11 248V246L16 243L15 242L16 240H14L13 244H12V242H10V237H9V239L5 238ZM238 233L240 234V236L241 235L242 236L241 237L239 235L237 236ZM168 234H169V236H167ZM141 235H143V236L141 237ZM149 237H151V238H149ZM242 237H243V239H242ZM245 238H246V236H245ZM1 239L5 243L1 244ZM25 239H26V242H24ZM247 241H249V238L247 239ZM257 241H260V243L257 242ZM7 242H8V244H7ZM3 244H4V247L6 246L7 248L3 247V249H2ZM46 244H48V245H46ZM237 244H238V246H237ZM252 245H253V247H252ZM237 249H239V250H237ZM261 249H263V250L261 251ZM3 253L1 252V255ZM247 253H248L249 256L252 254L251 255L252 257L250 256L251 257L250 258L247 255ZM245 254H246V256H245ZM261 254H263V255H261Z\"/></svg>",
  "mask_w": 264,
  "mask_h": 264
}]
</instances>
